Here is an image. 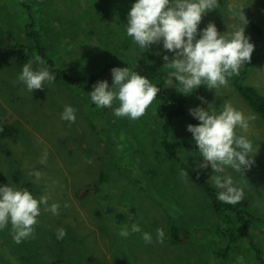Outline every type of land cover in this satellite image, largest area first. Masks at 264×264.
I'll return each instance as SVG.
<instances>
[{"label": "rangeland", "instance_id": "374dc122", "mask_svg": "<svg viewBox=\"0 0 264 264\" xmlns=\"http://www.w3.org/2000/svg\"><path fill=\"white\" fill-rule=\"evenodd\" d=\"M135 2L0 0V130L13 128L10 137L0 136V186L27 188L35 198L47 195L49 205H61L59 215L42 212L34 236L21 243L13 239L11 224L0 230V264L264 263L258 259V254L264 256V120L229 84L212 90L201 85L189 95L195 105L190 109L211 104L209 111L213 107L219 111L229 102L250 118L248 130L239 134L253 143L255 163L244 179L231 168L224 173L244 189L243 200L234 205L243 218L241 222L233 216L224 223L207 190L189 175H181V164L192 167L201 180L220 191L210 179L211 166L197 168L203 157L187 131L190 122H176L170 133L179 154L180 162H175L160 146L164 133L157 132L154 122L156 101L145 116L133 121L114 114L118 102L112 108H98L89 95L95 83H79L108 66L133 70L147 60L168 74L163 56L171 58L174 53L166 51L162 41L146 51L126 34ZM228 3L244 8L247 25L231 18ZM219 4L202 17L198 31L210 22L221 33L245 27L255 45L246 83L264 95V0H219ZM30 16L36 19V27L29 28L36 33L34 43L43 44L49 58L69 74L68 79L33 93L18 80L25 64L18 66L11 54L18 45H32L25 36ZM37 57L30 62L34 70L41 66ZM168 86L184 95L173 84ZM66 105L76 109L74 123L61 119ZM145 120L148 125L142 124ZM108 121L112 123L107 126ZM45 150L47 161L40 164ZM102 173L107 181L98 184ZM133 222L152 235L153 243L145 244L141 233L119 235L125 226L131 232ZM221 227L231 233L228 241ZM58 228L66 230L64 239H57ZM158 228L165 232L178 228L191 235L180 233L176 243L165 235L164 243H156Z\"/></svg>", "mask_w": 264, "mask_h": 264}, {"label": "clouds", "instance_id": "9594fccd", "mask_svg": "<svg viewBox=\"0 0 264 264\" xmlns=\"http://www.w3.org/2000/svg\"><path fill=\"white\" fill-rule=\"evenodd\" d=\"M226 7L231 18L245 25L249 23L244 8L232 3ZM217 8H220L219 0H136L128 13L126 34L146 51L162 41L163 48L174 53L171 58L163 56L166 62L163 68L169 70L168 83L173 84L179 93L190 95L201 85L210 90L227 87L229 78L239 76L241 68L251 62L255 45L245 35V27L233 26L235 30L221 33L215 23L210 22L198 31L202 17ZM36 63L41 66L35 70L32 63H26L18 76L31 93L45 89L46 84L51 85L56 79L39 57ZM111 74V86L107 80L93 85L94 90L89 94L92 103L98 108H112L114 102H118L114 114L133 121L145 116L160 89L129 67H114ZM200 99L207 103L203 97ZM210 105L189 110L200 123L189 124L187 131L193 136L199 156L203 157V163L197 162V168L206 170L210 165L214 172L210 179L220 189L218 200L236 205L243 200L244 189L235 184L231 175L224 173L231 168L244 179L245 171L255 163L253 143L239 134V130H248L250 118L229 102H225L219 111L215 107L209 111ZM61 119L74 123L76 109L66 105ZM47 157L45 150L39 163H46ZM34 175L36 179L40 178L39 171ZM181 175L187 177L188 173L181 170ZM60 207L58 203L49 205L47 195L37 199L27 188L0 186V230L11 224L13 239L21 243L34 236L42 212L59 215ZM64 207L69 205L65 203ZM132 233H141L145 244L153 243L152 235L143 232L136 222L131 224V232L125 226L119 235L127 238ZM66 235L64 228L56 230L57 239H64ZM164 238V229L158 228L155 242L162 244Z\"/></svg>", "mask_w": 264, "mask_h": 264}, {"label": "trees", "instance_id": "16d2710c", "mask_svg": "<svg viewBox=\"0 0 264 264\" xmlns=\"http://www.w3.org/2000/svg\"><path fill=\"white\" fill-rule=\"evenodd\" d=\"M30 23L25 26L26 38L32 41V45L21 44L18 45L14 50L11 51V54L14 56L15 63L18 66H23L26 63L32 62L36 56L40 57L44 62V66H46L49 71L56 77L55 82L59 83L64 79H68L69 74L66 70L58 68L55 61L49 58L47 52L48 50L45 48L43 44L39 42L34 43V40L37 39L35 32H29L30 27H36V19L30 16ZM255 27V26H254ZM255 29H257L255 27ZM59 42H56L55 49L58 48ZM249 67L250 63L246 65L243 70H240L239 76H232L229 78V86L235 90L240 97L249 105V107L259 114L264 120V95L259 92V90L251 85L246 83L247 78L249 76ZM111 66H108L104 71H102L98 76H92L90 78L84 77L79 79V83H97L98 81L105 80V76L107 77ZM133 71L138 74L146 77L152 84L156 85L160 92L156 98V104L154 106V122L157 125V132L164 133V137L160 142V146L165 152L167 156L173 158V161L180 162L178 160L179 154L175 145L173 144L170 133L175 128L176 122L180 120H186L190 122L192 125H198L200 122L193 118L190 114V108L194 105L193 100H189V95H179L178 93L173 92L168 86L169 76L166 72L161 71L150 61H144L138 64ZM108 77H110L109 83L112 82V75L109 73ZM71 82L75 83L73 80ZM195 98L199 97L196 93L194 94ZM112 121L106 122L107 126L110 125ZM142 124L148 125L147 121H142ZM143 128V127H140ZM13 134V128H2L0 130V136L2 138L10 137ZM159 136V134H157ZM184 170L188 173L191 179L196 182L200 187L205 188L208 192V195L212 202V207L221 217H224V223H227L228 220H231V217L234 216L233 220L242 222V215L238 214V211L232 204H226L218 200V190L211 187L207 181L201 180L198 174L193 170L192 167H188L186 165L181 164ZM107 181V177L104 173L101 174L98 184H103ZM97 187V186H96ZM236 216V217H235ZM232 220V221H233ZM173 222V221H172ZM171 222V223H172ZM181 223V222H180ZM182 225V224H181ZM183 226V225H182ZM222 233H227L225 235L227 241L228 237H231V233L227 227L220 228ZM180 233L184 236H190L191 232L184 231L181 232L178 228H172L169 232H165V235H169L170 241L172 243H176L181 240ZM241 235V232L239 233ZM245 235V234H243ZM225 250L224 253H226ZM258 259L264 261V256L258 254ZM261 261V262H263ZM260 262V263H261ZM264 264V263H263Z\"/></svg>", "mask_w": 264, "mask_h": 264}, {"label": "bare ground", "instance_id": "6f19581e", "mask_svg": "<svg viewBox=\"0 0 264 264\" xmlns=\"http://www.w3.org/2000/svg\"><path fill=\"white\" fill-rule=\"evenodd\" d=\"M239 93V92H238ZM259 179V178H258ZM262 182V181H261ZM250 193V192H249Z\"/></svg>", "mask_w": 264, "mask_h": 264}]
</instances>
